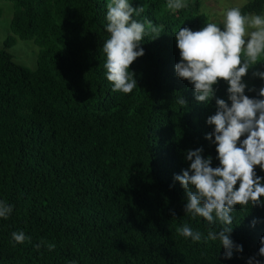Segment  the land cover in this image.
I'll return each instance as SVG.
<instances>
[{
    "label": "trees",
    "instance_id": "obj_1",
    "mask_svg": "<svg viewBox=\"0 0 264 264\" xmlns=\"http://www.w3.org/2000/svg\"><path fill=\"white\" fill-rule=\"evenodd\" d=\"M6 1L14 13L0 46V201L12 212L0 217V264H247L253 256L264 264V205L235 206L231 237L243 252L231 259L218 240L193 242L176 232L184 224L205 235L221 227L185 214L186 190L174 180L189 167L188 149L203 147L212 166L220 164L205 138L216 99L198 102L175 70L176 31L208 22L223 28L202 11V0H183L186 7L175 11L167 0H129L144 6L134 19L162 30L137 48L145 54L128 70L137 80L131 93L113 91L106 78L109 0ZM238 8L262 15L264 0ZM18 39L39 47L35 68L15 60ZM257 70L264 71V55L242 82L246 95L264 99ZM228 87L214 85L230 104ZM255 172L264 177L259 165ZM21 231L31 239L15 242L12 233Z\"/></svg>",
    "mask_w": 264,
    "mask_h": 264
},
{
    "label": "clouds",
    "instance_id": "obj_2",
    "mask_svg": "<svg viewBox=\"0 0 264 264\" xmlns=\"http://www.w3.org/2000/svg\"><path fill=\"white\" fill-rule=\"evenodd\" d=\"M166 7L175 11L186 5L183 0H167ZM143 11L144 6L134 8L129 0H109L107 3L109 38L103 43L104 67L113 91H133L137 80L133 78L134 72L130 74L128 70L137 57L145 54L143 47L137 48L146 34H154L155 38L161 34L162 30L151 22L146 26L133 18L134 14L139 16ZM175 34L181 56L175 65L176 74L193 84L198 102L216 99L217 110L206 121L208 125H214V129L205 138L216 145L220 164L213 167L212 158L202 155L203 147L188 149L185 159L190 162L189 167L183 169L182 174H175L174 180L186 190L185 214L221 225L218 231L210 229L206 235L194 231L188 224L178 227L176 232L193 242L218 240L225 250L224 256L231 259L234 250L243 252V245L235 243L231 237L234 220L231 213L235 206L243 207L249 202L252 206L264 205L260 199L264 196V177L255 172L257 165L264 169V99L246 95L247 85L242 82L249 68L260 62L264 55V15H245L240 8L231 7L224 13L223 28L208 22L201 30L181 27ZM253 75L264 78V71L257 70ZM219 80L229 84L230 104L215 96L214 85ZM258 96L264 97V87L259 89ZM177 102L186 104L182 97ZM246 133V138L241 141ZM11 212L12 206L0 201V217L7 218ZM256 223L254 219L252 226ZM12 238L17 243L31 239L23 231L13 232ZM260 245L259 255L264 256V237H261ZM48 247L51 250L55 245ZM247 264H261V261L253 256Z\"/></svg>",
    "mask_w": 264,
    "mask_h": 264
},
{
    "label": "rangeland",
    "instance_id": "obj_3",
    "mask_svg": "<svg viewBox=\"0 0 264 264\" xmlns=\"http://www.w3.org/2000/svg\"><path fill=\"white\" fill-rule=\"evenodd\" d=\"M251 0H202V11L214 22L223 24L224 13L228 8L241 7ZM0 46L11 34L10 23L14 13V4L10 1L0 0ZM264 15V12L263 14ZM250 31V30H249ZM14 54L15 60L19 63L35 68L39 47L30 40L18 39L16 44L10 49Z\"/></svg>",
    "mask_w": 264,
    "mask_h": 264
}]
</instances>
